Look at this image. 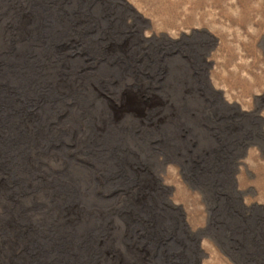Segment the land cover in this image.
I'll return each instance as SVG.
<instances>
[{
    "label": "rangeland",
    "instance_id": "obj_1",
    "mask_svg": "<svg viewBox=\"0 0 264 264\" xmlns=\"http://www.w3.org/2000/svg\"><path fill=\"white\" fill-rule=\"evenodd\" d=\"M20 1L29 39L18 52L47 62L83 115L77 145L63 139L77 149L62 193L80 211L61 238L71 244L58 239L62 231L28 232L17 264H113L116 219L96 212L101 178L118 190L152 183L135 219L149 264H264V0ZM8 61L14 74L21 63ZM77 75L96 89L115 79L119 87L107 88L106 105L77 87ZM108 110L123 118L98 137ZM15 113L6 116L13 132L0 134V159L18 191L26 178L11 158L28 140L15 134Z\"/></svg>",
    "mask_w": 264,
    "mask_h": 264
},
{
    "label": "bare ground",
    "instance_id": "obj_2",
    "mask_svg": "<svg viewBox=\"0 0 264 264\" xmlns=\"http://www.w3.org/2000/svg\"><path fill=\"white\" fill-rule=\"evenodd\" d=\"M20 4V0H0V94L5 97L0 107L3 108L0 113V134L11 133L9 132L12 131L11 122L6 120V116L14 110L17 116L15 134L23 131L27 135L24 139L28 140V143L25 142V146H22V155L19 152L17 156L11 158V166L20 170L26 178L20 190L13 188L16 183L12 182L14 180L9 175L6 161L0 159V264H17L19 257L25 258L24 246H27L25 241L29 242L25 236L28 232L48 235L62 231L58 233V239L63 244L66 242L71 244L70 239L64 242L61 238L67 235L65 231H71L72 226L80 218L79 208L70 204V200L65 199L62 193L65 188V175L68 174L66 170L68 166L73 165L74 159L71 160L70 157L77 151L75 146L79 140V120L83 114L77 109V105H72L73 102L67 98L64 99V96H67L64 93L66 81L59 79L60 76L55 73L48 77L47 62L29 59L30 53L26 54L27 51L24 49L23 52H18L19 48L25 47L26 39H29L25 30L27 18ZM7 60L21 63L14 65L12 70H15L13 71L15 75L8 73L11 68L6 69ZM95 62L93 65L98 64ZM86 69L83 71L85 74L89 73ZM84 75H77L80 78L77 87L89 88L93 99L108 105L107 90L111 86L119 87V81L112 80L111 84L104 82L106 87L103 86L100 90L95 88L97 86L88 84ZM126 114L130 120L136 117L134 112ZM122 118V114L114 110L100 112L96 128L98 137L108 134L109 131L113 132ZM2 135L0 141L4 142ZM66 136L67 141L75 145L74 147H66L63 142ZM26 150L27 152L23 154ZM99 173L95 171V176L99 177ZM152 188L150 181L146 183L143 180L130 183L124 190L114 188L102 178L94 181L95 195L100 204L96 207L97 214L101 219L108 215L110 217L113 215L116 219L115 224L108 228L110 232L108 245L112 249L110 259L113 264L120 261V257H115L119 249L125 251L131 264H149L147 253H141L135 245L140 230L135 219L144 200L142 195L151 194ZM43 198L44 202L40 203ZM21 237L25 241L22 242Z\"/></svg>",
    "mask_w": 264,
    "mask_h": 264
},
{
    "label": "water",
    "instance_id": "obj_3",
    "mask_svg": "<svg viewBox=\"0 0 264 264\" xmlns=\"http://www.w3.org/2000/svg\"><path fill=\"white\" fill-rule=\"evenodd\" d=\"M263 123V122H262Z\"/></svg>",
    "mask_w": 264,
    "mask_h": 264
}]
</instances>
